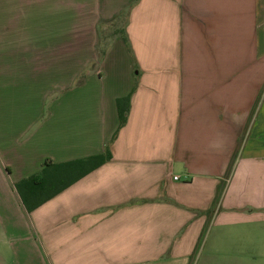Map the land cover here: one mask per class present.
<instances>
[{
	"label": "crops",
	"instance_id": "0c3cea01",
	"mask_svg": "<svg viewBox=\"0 0 264 264\" xmlns=\"http://www.w3.org/2000/svg\"><path fill=\"white\" fill-rule=\"evenodd\" d=\"M83 73L70 92L75 79L49 89ZM128 94L112 141L115 100ZM106 147L110 161L24 211L15 183ZM213 254L264 261V0H0V264H214Z\"/></svg>",
	"mask_w": 264,
	"mask_h": 264
},
{
	"label": "trees",
	"instance_id": "16d2710c",
	"mask_svg": "<svg viewBox=\"0 0 264 264\" xmlns=\"http://www.w3.org/2000/svg\"><path fill=\"white\" fill-rule=\"evenodd\" d=\"M121 38L127 48H129L127 38L123 35ZM130 96L131 94H128L115 100L118 127L113 134L112 141L126 123L130 107ZM110 160L111 153L108 147H106L102 154L64 163H53L50 160H46L40 171L18 181L13 185V188L24 211L30 213ZM229 175L230 170L226 173V179ZM223 187L224 183L217 187L214 203L221 196ZM203 233L200 236L199 243L203 237ZM199 243L194 253L198 250Z\"/></svg>",
	"mask_w": 264,
	"mask_h": 264
},
{
	"label": "rangeland",
	"instance_id": "374dc122",
	"mask_svg": "<svg viewBox=\"0 0 264 264\" xmlns=\"http://www.w3.org/2000/svg\"><path fill=\"white\" fill-rule=\"evenodd\" d=\"M123 21L122 20H116V21H112V22H110V24H108V27H107V29L106 30H104L102 33H101V37H100V42L98 43V45H97V48H96V50H97V53L100 55V57H101V55L104 53V52H106V50L108 49V47H109V45L110 44H106L107 43V41L108 40H106L107 38H109L110 39V37L112 38L114 35H117V33L121 30V28H122V26H123V23H122ZM99 59V58H98ZM99 62H100V60H97V61H95L94 62V64H92L91 65V67L93 68V69H97V67H98V64H99ZM86 78V75H85V73H83V74H81L80 76H77V77H74V78H72V77H64V78H51L50 80H52L50 83V86H49V89L50 90H52V89H57V85H56V81L57 80H64L65 82H68L69 80H73V79H75V83L73 84H71V86L70 87H68L67 89H65L64 90V92L65 93H67V92H70V91H72L73 90V87H76V86H79L80 84H82V82L84 81V79ZM104 86V87H103ZM103 86H101V84L97 87V88H95L94 86L93 87H91L89 90H86V91H83L82 90V92H77L76 93V95H75V98L76 99H86V98H88L89 96H92V97H94V96H98V94H100V93H102V89H101V87L103 88V89H105V84H103ZM89 88V87H88ZM88 92V95L87 96H85V94ZM61 93H63V92H60V93H56V92H53V93H50V95L48 96V100H55V99H57L59 96H61L62 94ZM96 93V94H95ZM100 96H102V95H100ZM71 98H73V97H71ZM208 229H210V226H208ZM207 229V230H208ZM209 231V230H208ZM205 232H206V230H205ZM201 241H202V239H201ZM201 241H200V243H201ZM200 243H199V245H200ZM208 244L209 245H213V244H216V237L215 236H213V232H211V237L209 238V241H208ZM202 246V245H201ZM199 249V248H198ZM197 253H198V250L195 252V253H193V256L190 258V260L189 261H194V258L196 257V255H197ZM213 256V258H214V264H227V261H226V258L224 259V258H221V256L220 255H216V254H213L212 255ZM217 256H218V261H217ZM228 256H231V254H228ZM243 256V255H242ZM224 257H227V254L226 255H224ZM218 263H217V262ZM193 262H190V264H192ZM249 264H264V261H263V263H249Z\"/></svg>",
	"mask_w": 264,
	"mask_h": 264
},
{
	"label": "built area",
	"instance_id": "2783aa9c",
	"mask_svg": "<svg viewBox=\"0 0 264 264\" xmlns=\"http://www.w3.org/2000/svg\"><path fill=\"white\" fill-rule=\"evenodd\" d=\"M173 179H174V180H178V178H176V177H174Z\"/></svg>",
	"mask_w": 264,
	"mask_h": 264
}]
</instances>
